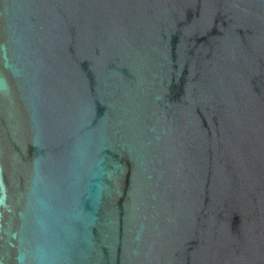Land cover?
<instances>
[{
	"label": "water",
	"instance_id": "95a60500",
	"mask_svg": "<svg viewBox=\"0 0 264 264\" xmlns=\"http://www.w3.org/2000/svg\"><path fill=\"white\" fill-rule=\"evenodd\" d=\"M0 264H264V0H0Z\"/></svg>",
	"mask_w": 264,
	"mask_h": 264
}]
</instances>
